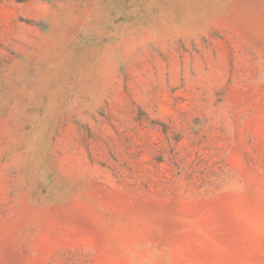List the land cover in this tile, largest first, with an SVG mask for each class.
Instances as JSON below:
<instances>
[{"label": "rangeland", "instance_id": "374dc122", "mask_svg": "<svg viewBox=\"0 0 264 264\" xmlns=\"http://www.w3.org/2000/svg\"><path fill=\"white\" fill-rule=\"evenodd\" d=\"M0 264H264V0H0Z\"/></svg>", "mask_w": 264, "mask_h": 264}]
</instances>
